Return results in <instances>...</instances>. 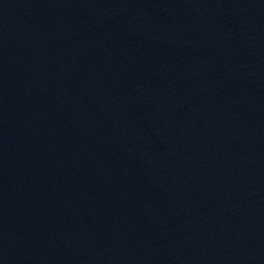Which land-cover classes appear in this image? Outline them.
<instances>
[{"label":"water","instance_id":"obj_1","mask_svg":"<svg viewBox=\"0 0 264 264\" xmlns=\"http://www.w3.org/2000/svg\"><path fill=\"white\" fill-rule=\"evenodd\" d=\"M0 264H264V0H0Z\"/></svg>","mask_w":264,"mask_h":264}]
</instances>
